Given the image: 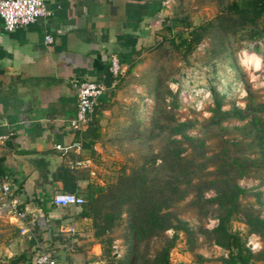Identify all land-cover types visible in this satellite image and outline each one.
<instances>
[{
    "label": "crops",
    "instance_id": "1",
    "mask_svg": "<svg viewBox=\"0 0 264 264\" xmlns=\"http://www.w3.org/2000/svg\"><path fill=\"white\" fill-rule=\"evenodd\" d=\"M166 1L44 0L49 15L35 24L7 32L0 20V135L7 136L0 143V173L10 177L26 212L23 223L2 213L11 232L0 234V264H34L40 251L60 264H102L98 245L74 253L63 242L78 230L88 235V218L79 217V206H55L52 199L104 187L100 141L116 84L111 58L118 57L121 69L127 66L121 56L127 61L158 36ZM77 80L106 90L93 123L74 128Z\"/></svg>",
    "mask_w": 264,
    "mask_h": 264
},
{
    "label": "rangeland",
    "instance_id": "2",
    "mask_svg": "<svg viewBox=\"0 0 264 264\" xmlns=\"http://www.w3.org/2000/svg\"><path fill=\"white\" fill-rule=\"evenodd\" d=\"M227 1L167 0L161 19L163 22L158 28L168 24L167 20L176 18L191 22L192 28L203 26L217 15ZM172 36L161 32L140 50L139 55L128 58L127 63L132 60L131 67L121 66L113 88L110 125L102 133L100 141V149L106 154L100 161V168L105 176L104 187L118 184L121 177L131 175L145 163L149 164L148 161L153 158H156L155 166L160 165L166 136L177 122L191 123L188 130L190 136L206 138L209 148L205 153L206 157L218 151L217 145L221 140L231 142L234 157L255 160L262 155L264 149L261 147L250 146L245 150L251 139L245 137L247 132H243L241 128L247 124L248 119L239 121L231 118L222 122L221 127L210 128L209 134H202L215 108V93L223 111L235 108L244 110L252 101L255 104L264 103V38L242 45L234 38L223 43L214 38L215 35H211L203 39L192 54L183 56L170 46L168 40ZM251 56L258 57L257 63H247V58ZM168 91L177 97L174 102L176 108L172 112L170 110V114L167 113L168 119L163 120L159 114L161 120H157L155 112L161 106L167 104V110L172 108L175 99L168 95ZM136 123L140 134L122 131L121 127ZM165 127H168V131ZM235 142L240 143V146H233ZM210 169L211 167L207 170ZM168 174V170H163L157 176L162 179ZM236 184L243 192L239 198L241 206L252 209L264 220V166L253 168L246 175L238 177ZM80 197L86 201L84 196ZM214 197L212 189H203L200 194L193 190L170 209L178 219L198 233L189 238L195 242L193 244L198 243L195 252L209 260L203 264H220L219 260L227 257V251L215 244L209 235L218 224L217 205L208 201ZM109 211V208H104L103 212ZM3 217L5 216L0 213V234L6 235L11 230L1 221ZM127 218L123 212L122 221H117L99 237L95 233L105 227V221L100 219L96 223L88 218V224L83 225L87 228L85 232L88 235L81 237L78 230L71 236V240L63 242L69 244L74 253L98 245L102 264H117L122 260L133 262L135 250H138V256L143 260L152 258L160 245L159 238L143 241L131 238ZM230 227L233 232L241 235L245 247L256 256L258 261L252 264H264L262 256H259L264 251V241L258 234L248 233L245 216H237L231 221ZM165 235L171 237L173 230H167ZM250 239L258 243L259 247L254 251L248 246ZM187 242L189 240L186 235L179 232L176 244L170 251L171 264H196L193 254L188 251L190 244ZM139 262L141 264V260Z\"/></svg>",
    "mask_w": 264,
    "mask_h": 264
},
{
    "label": "trees",
    "instance_id": "3",
    "mask_svg": "<svg viewBox=\"0 0 264 264\" xmlns=\"http://www.w3.org/2000/svg\"><path fill=\"white\" fill-rule=\"evenodd\" d=\"M167 21L168 24L163 26L161 32L173 35L168 42L183 56L192 54L203 39L211 35H215L214 38L223 43L234 38L237 43L244 45L264 38V0H228L217 15L203 26L192 28L191 22H186L185 19ZM178 28L180 30H177ZM134 54L139 55L140 51ZM120 62L128 67L132 66V60L127 63L123 56L120 57ZM168 95L175 99L172 108L167 110V104L161 106L155 112L157 120H161V116L163 120L168 119L167 113L170 114V110L172 112L176 108V95H172L170 91ZM217 96L215 93V108L202 135L209 134L210 128L220 126L228 119H248L247 124L241 128L243 132H247L245 137L251 139L245 150L250 146L264 149V103L255 104L252 101L244 110L235 108L223 111ZM96 108L97 104L92 116ZM93 121L92 119L90 122ZM137 124L121 127L122 131L140 134ZM190 127L189 122H177L172 130L166 133L168 136L162 148L160 165L155 166L156 158H153L148 161L149 164L145 163L131 175L121 177L118 184L107 187L89 186L84 193L86 201L79 206V217L89 218L96 223L97 220L103 219L106 224L100 232L95 233L96 237L103 235L117 221H122V213L125 212L131 238L136 241L159 238L160 245L152 258L143 260L139 258L138 250H135L133 262L122 260L117 264H139L140 260L141 264H171L170 251L176 244L179 232H183L189 240L188 251L193 254L194 263L203 264L209 261L195 252L198 243L193 244L195 242L190 241L189 237L197 236L198 233L170 211L172 206L183 201L188 193L195 190L200 194L203 189H212L215 192V197L208 201L217 205L218 224L209 235L215 244L227 251V257L221 258L219 263L252 264L258 261L245 247L241 235L231 230L230 223L240 214L244 215L248 233L258 234L264 241V220L252 209L241 206L239 198L243 192L236 184L238 177L246 175L253 168L264 166L261 164L264 162V150L259 159H241L232 154L231 142L221 140L217 145L218 151L206 157L205 153L209 149L206 138L190 136ZM165 130L168 131V127H165ZM173 136L180 138L174 139ZM237 145L240 146V143H233V146ZM209 167L211 169L207 170ZM163 170H168L169 174L160 179L157 175ZM104 208H109L110 211L103 212ZM167 230H173L171 237L165 235ZM259 256L264 260V251Z\"/></svg>",
    "mask_w": 264,
    "mask_h": 264
},
{
    "label": "built area",
    "instance_id": "4",
    "mask_svg": "<svg viewBox=\"0 0 264 264\" xmlns=\"http://www.w3.org/2000/svg\"><path fill=\"white\" fill-rule=\"evenodd\" d=\"M49 15L44 0H0V20L7 32H12L19 27H27L35 24L39 19ZM52 42L51 37L45 36V43ZM110 71L115 78L120 71V63L117 56L111 58ZM76 90V114L70 121V126L87 125L98 103L99 97L105 92L103 84L89 81H74ZM7 138L6 135H0V143ZM52 203L55 206H80L84 199L72 193H59L53 196ZM0 213L5 214L9 219L23 223L26 219V212L22 209L20 202L14 196L12 191L11 179L7 174L0 173ZM26 232L25 230H22ZM248 246L251 251L256 250L259 246L253 239H250ZM34 264H60L52 255L40 251Z\"/></svg>",
    "mask_w": 264,
    "mask_h": 264
},
{
    "label": "bare ground",
    "instance_id": "5",
    "mask_svg": "<svg viewBox=\"0 0 264 264\" xmlns=\"http://www.w3.org/2000/svg\"><path fill=\"white\" fill-rule=\"evenodd\" d=\"M256 61H258L257 56H251V57L247 58V63L255 64V63H257Z\"/></svg>",
    "mask_w": 264,
    "mask_h": 264
}]
</instances>
